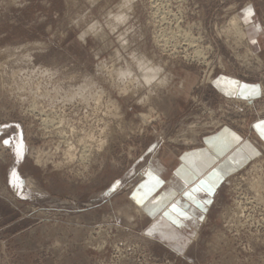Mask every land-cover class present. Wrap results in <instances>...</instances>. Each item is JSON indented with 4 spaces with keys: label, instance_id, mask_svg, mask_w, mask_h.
Returning a JSON list of instances; mask_svg holds the SVG:
<instances>
[{
    "label": "rangeland",
    "instance_id": "374dc122",
    "mask_svg": "<svg viewBox=\"0 0 264 264\" xmlns=\"http://www.w3.org/2000/svg\"><path fill=\"white\" fill-rule=\"evenodd\" d=\"M263 89L264 0H0V121L23 132L18 161L0 144V264H264ZM223 126L258 154L195 237L152 231L128 198L149 156Z\"/></svg>",
    "mask_w": 264,
    "mask_h": 264
},
{
    "label": "crops",
    "instance_id": "0c3cea01",
    "mask_svg": "<svg viewBox=\"0 0 264 264\" xmlns=\"http://www.w3.org/2000/svg\"><path fill=\"white\" fill-rule=\"evenodd\" d=\"M252 40L254 42L256 41L254 37ZM220 77H218L219 79H215L214 84L222 93L244 97H254L259 93V85L257 83H246L225 76ZM225 78H230V80ZM231 81H237L238 84H233ZM244 85L249 86V88L255 87L256 94L249 95L247 92H243L242 86ZM253 127L259 138L264 140V119L255 122ZM229 134L240 137V140L236 142L233 150L226 155H216L214 163L211 166L206 165L204 154L214 152L211 142L217 137ZM157 149L153 151L155 155L149 156L145 162L142 169V177L128 192V198L130 200V205L133 204L134 208L148 220L147 226H149L152 231L158 232L166 238L171 236L172 239L177 240H184L185 238L192 237L190 234H196L200 230L203 223H205L210 216L224 178L247 162L249 158L253 157L249 155L252 149H255L258 153V149L254 144L248 140H244L242 136L230 126H223L211 133L205 134L202 136L198 145L187 148L178 154L158 156L161 149L159 151H157ZM245 156L248 158L243 163H237ZM213 167L216 172L220 173L222 176L217 191L214 194L194 191V189L200 187L203 181L212 179L210 173ZM198 168H203V174L199 175V178L195 179L194 183L191 181L185 182L183 177ZM147 171H151L162 181L160 188L157 190L160 194L159 196L152 194L154 198H145L143 202L140 203L138 200L143 196V190L139 188V185L147 179L144 175ZM189 190L193 191L194 199H189L185 195ZM205 201L211 202L204 204ZM172 204L181 206L187 212L188 218L184 219L181 224L172 225L170 227V221L164 217V213L171 211ZM201 204H204V207H200L199 205ZM201 217H203V219H201Z\"/></svg>",
    "mask_w": 264,
    "mask_h": 264
},
{
    "label": "snow or ice",
    "instance_id": "6c2138e0",
    "mask_svg": "<svg viewBox=\"0 0 264 264\" xmlns=\"http://www.w3.org/2000/svg\"><path fill=\"white\" fill-rule=\"evenodd\" d=\"M249 13H252V8L248 9ZM247 19V17H245ZM233 84H238L237 81H231ZM243 92H247L249 95L256 94L255 87L249 88V86L244 85L242 86ZM21 128L20 123H11V122H4L0 121V144L4 146V148L8 151L15 150V155L17 157V161L19 158L23 156V132H17L18 129ZM15 134V136L13 135ZM14 139L18 141V143H14ZM240 140V137L229 134L225 136L217 137L215 140H213L212 147L214 149V152L205 153L206 158V165L211 166L216 158V155H226L228 152L232 151L233 148L236 145V142ZM258 153L255 149H252L249 153L251 156H255ZM248 157H243L240 161L237 163H243ZM15 174V173H13ZM179 174V173H178ZM203 174V168L194 169L192 173L184 176L185 182H195V179L199 178V175ZM147 179H145L142 183H140L139 188L143 190V196L139 198L138 202L142 203L145 198L153 197L152 194H155L156 196H159V192L157 191L162 181L160 178L156 175H154L151 171H147L144 174ZM212 179L211 180H205L201 183L200 187L194 189V191H203L208 194H214L217 191V187L220 184V181L222 179V176L220 173L216 172L215 168L213 167L212 172L210 173ZM119 181L114 180L113 182H110V187L113 192L116 191V188L119 185ZM185 195L189 199H194L193 197V191L189 190L185 193ZM162 202V201H161ZM211 201H205L204 204L210 203ZM204 204L199 205L200 207H204ZM164 217L170 221V227L172 225L181 224L184 219L188 218L187 212L178 204H172L171 205V211L165 212ZM203 219V217H201ZM147 235L151 236L153 235L152 232L147 233ZM191 236L195 237V233L190 234ZM171 239L172 237H168ZM194 240H185L180 246L184 247L185 244H194Z\"/></svg>",
    "mask_w": 264,
    "mask_h": 264
},
{
    "label": "bare ground",
    "instance_id": "6f19581e",
    "mask_svg": "<svg viewBox=\"0 0 264 264\" xmlns=\"http://www.w3.org/2000/svg\"><path fill=\"white\" fill-rule=\"evenodd\" d=\"M238 22H239V18L236 14L234 15H231V18L229 19V22H228V27H224V31L227 30V31H237L241 34L242 37H244L246 35V33H244L243 31H239V25H238ZM241 37V38H242ZM246 50V49H245ZM140 65V64H139ZM142 66V65H140ZM150 67V66H149ZM160 72V69L159 67H150V68H147V66H142L140 67V74L142 77V79H144L147 83H149L150 81H152ZM130 73H131V70H126V71H123L121 72V75H125V74H128V76H130ZM137 75V74H136ZM163 76V75H162ZM129 78H132L131 76ZM135 78L136 80L139 78L137 76L133 77ZM171 78V77H170ZM134 79V80H135ZM158 79V78H157ZM162 79V78H161ZM143 80V81H144ZM208 80V79H207ZM131 81V80H130ZM160 81V80H159ZM168 81V80H167ZM264 90V89H263ZM70 156V155H69ZM67 158V157H66ZM259 183V182H258ZM261 185V184H260Z\"/></svg>",
    "mask_w": 264,
    "mask_h": 264
}]
</instances>
